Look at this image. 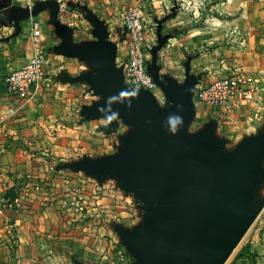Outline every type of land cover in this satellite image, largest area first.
Returning a JSON list of instances; mask_svg holds the SVG:
<instances>
[{
	"label": "crops",
	"instance_id": "0c3cea01",
	"mask_svg": "<svg viewBox=\"0 0 264 264\" xmlns=\"http://www.w3.org/2000/svg\"><path fill=\"white\" fill-rule=\"evenodd\" d=\"M38 1L43 0H0V11L12 6H34ZM60 1L59 19L75 28L76 43L92 40L76 28L80 20L73 18L83 16L81 8L86 7L110 25L126 6L144 3V0ZM148 2L156 20L171 15L163 24V32L171 37L159 53L160 60L166 54L169 70L164 73L158 60L161 74L169 73L181 82L179 79L185 76L181 61L189 59L191 73L200 76L198 84L235 70L264 78V0ZM34 18L41 22L44 44L51 56L47 67L50 83L44 84V92L35 101L23 103L7 92L4 77L34 55L31 40ZM5 21L9 23L7 18ZM49 21V11H43L37 17L21 20L19 27L14 23L3 25L0 37V264H113L114 260L117 263L119 256L113 250L121 241L113 223L121 220L106 218L113 197L97 192L98 184L89 183L94 182L93 177L58 166L84 157L100 158L118 150L119 131L123 129L120 125L116 132L107 134L102 130L106 124L103 118L80 121L78 113L73 112L76 84L81 83H63L58 74L65 70L77 76L88 67L77 58L49 51L61 41ZM110 38L117 41L113 35ZM117 59L120 65L125 62L122 42H118ZM86 92L91 94L88 87ZM10 107L15 109L14 113H9ZM198 110L217 118L216 130L230 123L220 111L203 104H195L194 120L199 116ZM235 123L229 125L234 132L241 124L248 128L246 135L264 133V91L260 103L241 104ZM77 149L78 158L65 161V156L73 155ZM13 188L21 199L19 206L12 203L16 197H7ZM261 192L263 195L264 189ZM245 244L257 255L255 264H264V207ZM86 255L91 260H85ZM226 264L251 262L247 257L235 256Z\"/></svg>",
	"mask_w": 264,
	"mask_h": 264
},
{
	"label": "water",
	"instance_id": "95a60500",
	"mask_svg": "<svg viewBox=\"0 0 264 264\" xmlns=\"http://www.w3.org/2000/svg\"><path fill=\"white\" fill-rule=\"evenodd\" d=\"M43 11H49V22L61 39L49 51L77 58L88 67L77 76L63 70L58 79L88 84V92L100 97L83 104L80 115L85 120L103 118L102 130L107 134L122 123L132 127L119 136L116 153L84 157L58 168L85 170L100 183L116 176L127 192L142 201L147 212L138 226L113 223L121 244L136 259L133 264H225L263 208L252 201L255 196L262 200L264 133L246 135L232 150L224 148L228 139L215 134L217 118L190 133L200 76L191 73L189 59L183 82L161 74L158 63L171 37L163 32L171 15L156 20L157 44L150 50L148 63V71L166 97L162 106L149 89L125 83L124 66L117 63L118 43L110 38L109 25L86 7L81 11L93 26L94 39L79 43L74 41L75 28L59 19L60 0L12 6L0 11V25L19 27L21 20ZM172 116L182 118L174 133L168 123Z\"/></svg>",
	"mask_w": 264,
	"mask_h": 264
},
{
	"label": "built area",
	"instance_id": "2783aa9c",
	"mask_svg": "<svg viewBox=\"0 0 264 264\" xmlns=\"http://www.w3.org/2000/svg\"><path fill=\"white\" fill-rule=\"evenodd\" d=\"M156 28V22L150 20L141 3L126 6L119 17L109 25L110 35L115 36L117 43L122 42L124 45L125 62L122 65L125 83L132 88L149 89L159 103L165 106L164 92L148 71L152 48L150 41L156 38ZM2 31L3 26L0 25V37ZM31 40L35 49L34 55L4 77L7 92L23 103L35 101L44 92V84L50 83L47 67L51 63V56L44 44L41 22L35 18L32 21ZM117 63L121 64L118 59ZM263 91L264 78L235 70L217 76L209 83L197 84L193 99L195 104L207 105L220 111L223 118L230 121L237 118V111L244 101L260 103ZM8 110L9 113L15 112L13 107ZM12 203L14 206H19L20 197H16ZM81 208L82 206L79 205L78 210ZM125 257V255L119 257L122 258V264H128Z\"/></svg>",
	"mask_w": 264,
	"mask_h": 264
},
{
	"label": "rangeland",
	"instance_id": "374dc122",
	"mask_svg": "<svg viewBox=\"0 0 264 264\" xmlns=\"http://www.w3.org/2000/svg\"><path fill=\"white\" fill-rule=\"evenodd\" d=\"M143 4H144V6H143L144 10L147 13H149L150 20H154V22H157L155 19L156 15L152 11V9H150V7L148 6L149 5L148 0H144ZM72 8L75 9L74 6H72ZM65 15H67V12ZM73 19L74 20H76V19L80 20V22H78L79 26H76V28L78 30H81L83 35H86L90 39H94V36L92 34V24L84 17V15L80 16L78 18H73ZM150 44L152 47L154 45H156L157 44V37L155 38V40H151ZM120 54H121V51H120ZM162 55H163L162 59L161 60L159 59V63L163 67V72L166 73L167 71H165V70H169V68L167 67V64L165 63L167 61V57H166L165 53ZM181 65H182L183 69H185V61L184 60L181 61ZM168 74L169 73H167V75ZM184 77L185 76H183V78L179 79V81L183 82ZM76 85H77L76 86L77 91L75 93L76 101L74 104L75 110H73V112L78 113L77 116L81 121V119L83 118L80 115V110H81V106H82L81 104L82 103L87 104V102H90L94 99L95 100L100 99V97L94 96L92 94H88L86 92L88 84L81 83V84H76ZM198 108H200V106H198ZM198 112H199V110H198ZM202 112L203 111L199 112L198 113L199 116H197L196 119L190 124L189 131L191 134L198 132L200 129L204 128L205 126H207L208 124L211 123V121H212L211 114L212 113H202ZM235 120L228 121L230 123H226V125H224L223 128H220V130H216V133H215L217 137L225 138V140H227L230 137L227 140V143L224 145V148L226 150H232L237 145V143H239L243 139V136L244 137L246 136V134H244V132L247 131V129H248L247 126L240 124L238 130H236L235 132L232 130L231 126H229L230 124H232V126L236 125ZM120 127H122L123 130L119 131V135L125 134V133L130 132L132 130L131 126H128V125L123 124V123L121 124ZM231 140H232V142H231ZM113 150L114 151L110 152L109 155H112L116 151H118L115 149H113ZM78 152H80V151L77 149L76 151H74L73 155L65 156V158H66L65 161H69V160H73V159L78 158L77 157ZM61 162H63V161H61ZM263 164H264V162H263ZM72 171H73V173H78V172L86 173L85 170H79V171L78 170H72ZM87 177H90V176H87ZM93 181L94 182H89V183L98 184L99 188L97 189V192H101V195L103 194V195L112 196L114 199L113 201H110L109 208L106 209V210H108L107 211L108 215H106V218H109L112 221L113 220L115 221L116 218H119L121 221H118L116 223L126 224L128 228H134L135 226H138L144 220V214L147 212L146 207H144L142 201L138 197H136L133 193H129L125 190V188L121 185V182L119 181L118 177L108 176L107 179L101 183L98 181L97 178H94ZM260 189H261V191H262V189H264V180L260 184L259 190ZM261 198H262V200H261L262 202L257 201V198L255 196L252 203L255 205H262L264 207V194L262 195V192H261ZM116 201H118V202H116ZM96 207H99V206L96 205ZM262 210H263V208H262ZM262 210H261V212H262ZM98 212H99V210H98ZM261 212L259 213L258 217L256 218V220L252 224L251 228L253 227L255 222L260 217ZM251 228L249 229V231L251 230ZM249 231L246 233V235L244 236V238L242 239V241L240 242V244L238 245L236 250L232 253L230 258L227 260V262L230 261L231 259H233L237 255V253L239 252L241 247L243 245H245ZM108 238L111 239L110 236ZM113 251H114V253H118L117 255L119 257H121L122 255H125L126 256L125 260L128 262V264H131V263L133 264V262L136 260L135 257L131 256L128 253L126 246H123L122 244L120 245V243L117 244V247H115ZM89 257H90L89 255H86V256H84V259L85 260H91ZM119 259H120L119 262L116 261L117 263H115V260H114L113 264H122V262H123L121 260L122 258H119Z\"/></svg>",
	"mask_w": 264,
	"mask_h": 264
},
{
	"label": "trees",
	"instance_id": "16d2710c",
	"mask_svg": "<svg viewBox=\"0 0 264 264\" xmlns=\"http://www.w3.org/2000/svg\"><path fill=\"white\" fill-rule=\"evenodd\" d=\"M16 196H17V190L13 188L11 189V192L8 194L7 197H9L10 199H14ZM256 256H257L256 253H253L250 250L249 244L243 245L236 255V257H247L250 260L251 264H255Z\"/></svg>",
	"mask_w": 264,
	"mask_h": 264
},
{
	"label": "clouds",
	"instance_id": "9594fccd",
	"mask_svg": "<svg viewBox=\"0 0 264 264\" xmlns=\"http://www.w3.org/2000/svg\"><path fill=\"white\" fill-rule=\"evenodd\" d=\"M121 95H124L121 93ZM114 99V98H113ZM168 123L170 124V130L174 133L177 130V125L182 123V118L179 116L169 117Z\"/></svg>",
	"mask_w": 264,
	"mask_h": 264
}]
</instances>
